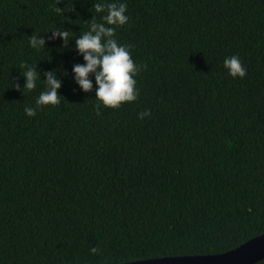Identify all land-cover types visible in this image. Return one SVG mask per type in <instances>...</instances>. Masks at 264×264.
I'll list each match as a JSON object with an SVG mask.
<instances>
[{"label":"trees","instance_id":"obj_1","mask_svg":"<svg viewBox=\"0 0 264 264\" xmlns=\"http://www.w3.org/2000/svg\"><path fill=\"white\" fill-rule=\"evenodd\" d=\"M111 2L0 0V264L217 255L264 234V0H126L115 38L146 67L117 109L94 77L91 92L76 85L75 39L49 32L78 38ZM232 55L245 78L224 68ZM22 63L63 81L35 117L24 109L45 86L23 90Z\"/></svg>","mask_w":264,"mask_h":264},{"label":"clouds","instance_id":"obj_2","mask_svg":"<svg viewBox=\"0 0 264 264\" xmlns=\"http://www.w3.org/2000/svg\"><path fill=\"white\" fill-rule=\"evenodd\" d=\"M93 9L95 14H106L100 16L99 22L94 14L88 21V30L82 32L78 38L71 31L59 27L49 31L50 38L52 41L61 40L65 46L75 39V51L84 61L72 67V77L76 85L85 93L91 92L93 80L90 77H94L95 99L102 102L106 108L117 109L139 98L136 77L146 65L137 64L132 58L129 46L120 44L115 38L116 29L127 25L130 19L126 0H113L108 4L94 3ZM56 11L62 9L57 6ZM28 40L33 49L45 50L46 40L40 35L33 33ZM21 68L23 69L21 75L24 78L23 90H34L37 87V80L45 86L36 100V106L25 107L24 111L28 117H35L40 107L56 106L60 103L59 89L63 81L58 78L55 71L45 72V79L42 81L37 64L33 66L22 63ZM224 68L233 78L243 79L247 75V68L238 55L225 58ZM15 87L20 86L16 84ZM150 116L151 112L147 109L138 113L139 119ZM90 252L94 255L99 254L100 249L93 247Z\"/></svg>","mask_w":264,"mask_h":264},{"label":"water","instance_id":"obj_3","mask_svg":"<svg viewBox=\"0 0 264 264\" xmlns=\"http://www.w3.org/2000/svg\"><path fill=\"white\" fill-rule=\"evenodd\" d=\"M264 260V234L224 254L175 256L125 264H257Z\"/></svg>","mask_w":264,"mask_h":264}]
</instances>
